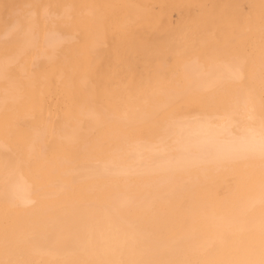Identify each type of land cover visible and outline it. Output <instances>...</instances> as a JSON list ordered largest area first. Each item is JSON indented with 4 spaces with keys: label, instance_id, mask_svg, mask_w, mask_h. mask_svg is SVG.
<instances>
[{
    "label": "bare ground",
    "instance_id": "obj_1",
    "mask_svg": "<svg viewBox=\"0 0 264 264\" xmlns=\"http://www.w3.org/2000/svg\"><path fill=\"white\" fill-rule=\"evenodd\" d=\"M13 1L0 0V264H264V22L249 20V52L204 46L183 16L158 47L167 11L188 17L190 0H119L117 27L144 40L140 77L109 104L108 4ZM186 96L208 107L177 110Z\"/></svg>",
    "mask_w": 264,
    "mask_h": 264
},
{
    "label": "rangeland",
    "instance_id": "obj_2",
    "mask_svg": "<svg viewBox=\"0 0 264 264\" xmlns=\"http://www.w3.org/2000/svg\"><path fill=\"white\" fill-rule=\"evenodd\" d=\"M17 1V0H16ZM20 0H18L17 2H15V0L12 2V3H14V4H16V3H20L19 2ZM26 1V0H25ZM109 1H111V2H109ZM109 1H107V0H104V3L106 2V4H108L107 5V8H105V6L103 7V8H105L104 9V12H106V13H108L107 11H111L112 13H108L107 15H104V17H105V20H106V22L104 21V23L105 24H107V25H105L104 24V30H103V34H104V41L106 42V44H105V51H103L102 53V55L101 56H103V57H101V59H103V60H107L106 61V63L108 62L109 63V65H106L105 66V69H103V72L106 74V76L108 75V74H110V75H108L107 77L108 78H105V75H101V76H104V78L103 77H101V79L100 80H98V79H96L95 77H93V78H95L96 80H97V84L98 85H103L104 87H99V88H97V92H98V96L100 97V99L101 100H103V96H104V101H106V102H108L109 104H112L113 102H115V103H117L118 102V100H116L115 98L117 97L118 99H119V95H121L120 93H122L125 89H127L128 87H129V85H130V87L132 86V85H135V83H133V82H131V83H129L128 84V82L129 81H131V79H132V81H133V78H139L140 77V74H139V72H140V68L137 70V67H139L140 65H138V64H140V62H141V58L139 59V57H137L138 59H139V63L137 64V66L135 65V60H133L134 58H135V54L134 53H136V50H137V46H138V49L140 48V45H137V43L138 42H136V41H138V40H140L139 42H141L142 40H144V39H142L141 40V37L139 38L137 35H136V32H135V30H131L129 27H128V30H126V33L128 34V35H126V33H125V35L122 33V32H125V31H121L120 30V27L122 26L121 25V22L119 21V19L121 18V15H119V14H121L120 13V2L122 1H119V0H115V1H112V0H109ZM117 1V2H116ZM119 1V2H118ZM137 1V2H136ZM136 1H134V2H136V4L134 3V4H132L133 6L134 5H139V3H141V5H142V3L144 2L143 0H141L139 3H138V1L139 0H136ZM171 1V0H170ZM174 1V2H173ZM176 1V2H175ZM177 1H178V4H180V0H172V3H174V4H176L177 3ZM185 1V2H184ZM188 1V0H187ZM201 1H203V2H201ZM229 1V2H228ZM231 1V2H230ZM234 1V2H233ZM263 1V0H262ZM114 2V3H113ZM182 3V6H183V4L184 3H186V0H182L181 1ZM189 2V1H188ZM194 2H196V3H194ZM240 2V3H239ZM258 2H260V3H258ZM116 3H118V5H119V9H116V8H118V5L116 6ZM129 3L131 4V3H133L132 1H130L129 0ZM190 4H191V9L192 10H194L193 12L196 14H194L193 12H192V14L189 16L188 14V17H190L192 20H193V22H192V20L190 19V18H188V17H186V15L184 16L183 14H180V15H178L177 16V14L178 13H180V12H177L176 13V10H174L173 11V9H172V11L173 12H171V11H167V14H168V12H170L169 13V22L171 21L173 24L175 23H179V21H180V19H182L181 17H179V16H183L184 18H183V20L182 21H180V25L182 26V24H183V28H185V29H187V26L185 25V24H187V25H189L190 24V29H191V27H193V24H195V26L194 27H196V23H198L197 24V26H198V28L196 27L195 29L196 30H198L199 29V27L202 29V33H204V34H202V33H200L199 34V36H198V33H197V35L193 32L194 31V28L192 29V32L190 33L189 32V34H190V36L191 35H193L192 37H188V38H195V35L196 36H198V39H199V37L201 38H203V40H205V41H202L201 40V42H203V44H204V46H206V45H209L210 43H216L217 45H219V44H222V45H220V46H222L224 49L223 50H225V49H228L229 47H228V41H229V44H231V46H233L234 45V42H235V46L234 47H237V45H238V47H237V49L236 48H234L235 50L234 51H238L240 48H239V46L241 47V52H242V50L244 49V52H249L250 50L252 51V49H253V39H255L256 37H257V35L255 36V34L256 33H254V31H256V28L255 29H253L252 28V26H254V27H256L255 25H253V24H257L258 23V21L260 22V21H262L261 22V24L264 22L263 21V19H264V16H262V11H263V13H264V10H259L260 9V7L259 8H257V6L258 5H256V4H262V3H264V1L263 2H261V0L259 1V0H190V2H189ZM198 3V4H197ZM201 3L202 4H205V5H201ZM228 3V4H227ZM232 3V4H231ZM105 4V5H106ZM113 4H115V8H114V5ZM187 5H188V3H186ZM192 4H194V5H192ZM200 4V5H199ZM196 5H198V6H196ZM239 5V6H238ZM108 6H109V8H108ZM199 6H202V7H200V9H201V12H199L200 10H199ZM213 6V7H212ZM218 8V11L216 10V8ZM113 7V8H112ZM197 7V8H196ZM205 7V9H206V11H205V13H204V10H203V8ZM212 7V8H211ZM238 7H240V8H238ZM255 7V8H254ZM172 8V7H171ZM188 9H189V7H187ZM211 8V9H210ZM222 8V9H221ZM254 8V9H253ZM261 8H264V5H262L261 6ZM196 9H198L197 11H196ZM213 9V10H212ZM214 9H215V11H217V12H215L214 11ZM221 9V10H220ZM237 9V10H236ZM192 10H190V11H192ZM202 10H203V12H202ZM209 10L211 11V12H209ZM219 10H220V12H219ZM234 10H235V12H234ZM239 10V11H238ZM253 10V11H252ZM260 12H259V11ZM214 11V12H213ZM242 11V12H241ZM210 13V15L212 16H210L209 15V13ZM231 12V13H230ZM239 12V13H238ZM244 12V13H243ZM256 12V13H255ZM226 13V14H225ZM238 13V14H237ZM257 13H259V16L257 15ZM260 13H261V15H260ZM104 14V13H103ZM116 14L118 15V16H116ZM190 14V13H189ZM199 14V15H198ZM225 14V15H224ZM171 15V16H170ZM214 15V16H213ZM220 15V16H219ZM227 15V16H226ZM231 15V16H230ZM233 15V16H232ZM240 15V16H239ZM252 17H251V16ZM107 16H109V17H107ZM113 16H116V17H113ZM192 16H193V18H192ZM237 16H239L238 18H237ZM245 16V17H244ZM254 16H256L259 20H257V19H255V23L254 22H252V21H254V18H256V17H254ZM104 17H103V20H104ZM172 17V18H171ZM175 17H177V18H175ZM199 17V18H198ZM221 17H223L222 19H221ZM231 17V18H230ZM259 17H261V19L259 18ZM168 18V17H167ZM180 18V19H179ZM201 18H202V20H201ZM228 18H230V19H228ZM242 18V19H241ZM249 18V19H248ZM117 19V20H116ZM175 19H176V22H175ZM185 19H186V21H185ZM198 19V20H197ZM217 19V20H216ZM233 19V20H232ZM241 19V20H240ZM245 19H246V21H245ZM112 20H113V22H112ZM121 20V19H120ZM128 20H129V17H128ZM131 20V19H130ZM205 20H206V22H205ZM224 20H225V22H224ZM232 20V21H231ZM243 20V21H242ZM253 23H251L250 21ZM257 20V21H256ZM111 21V22H110ZM190 21H191V23H190ZM195 21H196V23H195ZM200 21H201V23H200ZM220 21V22H219ZM242 21V22H241ZM116 22H117V24H116ZM171 22H170V24H171ZM185 22V23H184ZM204 22V23H203ZM250 22V23H249ZM113 23H114V25H113ZM201 25H200V24ZM207 23L209 24V26L210 27H208V25H207ZM232 23V24H231ZM242 23H244V25L245 24H249V26H250V30H248L247 31V29H249V27H246V25L245 26H239L240 24L242 25ZM111 24V25H110ZM120 24V25H119ZM191 24H192V26H191ZM215 24V25H214ZM251 24V25H250ZM179 25V24H178ZM180 25L179 26H177L178 28L177 29H179V27H180ZM223 25V26H222ZM117 26H120V27H117ZM165 26V25H164ZM166 26H168V25H166ZM174 26V27H173ZM184 26H186V27H184ZM239 26V27H238ZM172 27V28H171ZM212 27V28H211ZM243 27H246V28H244L243 29ZM108 28V29H107ZM171 28V29H170ZM174 28H176L175 27V25H170V27H162L161 28V32L160 33H158L157 34V31H156V34L158 35V37H157V35H155L156 37H157V45H158V47L160 46V43L161 42H164L163 41V37L165 36V39H166V37H168L167 36V31H168V29L171 31V36L173 35V32L174 31H172V30H176V29H174ZM239 28H240V30H239ZM241 28H242V32H241ZM252 28V29H251ZM118 29V30H117ZM127 29V28H126ZM131 31H130V30ZM165 29V30H164ZM209 29H210V31H209ZM214 30V31H212V30ZM219 29V32L217 31ZM227 29V30H226ZM123 30V29H122ZM179 30H181V28L179 29ZM178 30V31H179ZM200 30V29H199ZM252 30H253V33L252 34H249V33H251L252 32ZM120 31V32H119ZM128 31L130 32V33H128ZM133 31V32H132ZM169 31V32H170ZM188 30H186V32H187ZM189 31H191V30H189ZM228 31V32H227ZM239 31H240V33H239ZM248 32V34L250 35L249 36V38H248V35L246 36V35H241V38H240V34H245V33H247ZM135 32V33H134ZM176 32V34L178 33L177 32V30L175 31ZM206 32V33H205ZM213 32H214V34H213ZM222 32L224 33V34H222ZM120 33H122L123 35H121ZM133 33V34H132ZM193 33V34H192ZM209 33H211L210 35L212 36H210V38H211V40H210V38H209ZM230 33V34H229ZM239 33V34H238ZM130 34H131V36H130ZM188 34V33H187ZM195 34V35H194ZM205 34H206V36H205ZM236 34V35H235ZM132 35L133 36H137L139 39H137L136 37H132ZM151 35V34H150ZM150 35H148V36H150ZM154 35V34H153ZM153 35H151V36H153ZM178 35V34H177ZM201 35V36H200ZM228 35V36H227ZM232 35V36H231ZM239 35V36H238ZM126 36V37H125ZM154 36V37H155ZM163 36V37H162ZM170 36V35H169ZM189 36V35H188ZM243 36V37H242ZM128 37H130V40L132 41V42H136V43H134L133 45H132V43L130 44V42L131 41H129L127 38ZM161 37H162V41H161ZM176 37V35L174 36V38ZM217 37H219V38H217ZM226 37V38H225ZM230 37H232V38H230ZM236 37V38H235ZM246 37V38H245ZM126 38V39H125ZM172 38H173V36H172ZM173 38V39H174ZM176 38H180V37H176ZM188 38H187V40H188ZM204 38H206V39H204ZM217 38V39H216ZM221 38H224V39H221ZM235 38V39H234ZM252 38V39H251ZM160 39V40H159ZM189 39V40H190ZM193 39H191L193 42H195V40H197V38L195 39V40H193ZM215 39V40H214ZM231 39V40H230ZM119 40H121V41H119ZM129 41V44L130 45H127L126 43V41ZM148 42L150 41V39H146ZM170 40H171V37H170ZM187 40H185L186 42L185 43H187ZM190 40V41H191ZM221 42H220V41ZM237 42H236V41ZM251 40H252V42H251ZM125 41V42H124ZM168 41H169V39H168ZM191 41V42H192ZM199 41V40H198ZM197 41V42H198ZM206 41H207V44L205 45V43H206ZM216 41V42H215ZM225 41V42H224ZM227 41V42H226ZM231 41V42H230ZM247 41H248V43H247ZM250 41V42H249ZM255 41V40H254ZM171 42V41H170ZM173 42H174V40H173ZM189 42V41H188ZM227 43V44H226ZM239 43V44H238ZM251 43H252V45H251ZM138 44H140V43H138ZM188 44V43H187ZM197 44V43H196ZM223 44H226V47H225V45L223 46ZM233 44V45H232ZM212 46V45H211ZM249 46H251V47H249ZM122 47V48H121ZM206 47H209V46H206ZM131 48V49H130ZM243 48V49H242ZM250 48H252V49H250ZM116 49V50H115ZM134 49V50H133ZM168 49V48H167ZM246 49V50H245ZM108 50V51H107ZM115 50V51H114ZM117 50H119V55L117 56ZM134 52H133V51ZM194 50H196V49H194ZM139 51H140V49H139ZM139 53V52H138ZM138 53H136V54H138ZM114 54V55H113ZM250 54H251V52H250ZM124 55H126V56H128V58H126V57H124ZM139 55H140V53H139ZM105 56V57H104ZM137 56V55H136ZM251 56V55H250ZM137 58H135L136 60H137ZM123 59H125L126 60V62L127 63H125V69H124V67H123V65H120L121 63L119 62V61H121V60H123ZM127 59H132L131 60V62H129ZM124 60V61H125ZM124 61H123V63H124ZM115 62V63H114ZM116 62H117V64H116ZM133 62V63H132ZM138 62V61H137ZM110 63H112V64H110ZM129 63V64H128ZM115 64V65H114ZM126 64H128V65H126ZM134 65V66H132V65ZM114 66V67H112V66ZM129 65H130V67H129ZM128 68H127V67ZM132 66V67H131ZM109 67V68H108ZM111 67V68H110ZM108 69H110V70H108ZM112 69V70H111ZM127 69H129V71L131 70H133V71H135V72H132V73H135V75H138V76H135L134 74H131V72H129ZM109 71V72H108ZM129 73H128V72ZM137 71H139V72H137ZM107 72V73H106ZM112 74H111V73ZM115 72V73H114ZM117 72V73H116ZM124 72H127V75H125L126 73H124ZM137 72V73H136ZM103 73V74H104ZM117 75H119V77L117 76ZM115 76H116V79H115ZM121 76V77H120ZM124 76H128V78H129V80L127 81V79L128 78H124ZM132 76H134L133 78H132ZM114 77V78H113ZM98 78V77H97ZM102 78L104 79L103 81H102ZM117 78H118V81H119V79H120V83H118V81H116L117 80ZM107 79V80H106ZM115 79V80H114ZM126 79V80H125ZM95 80V81H96ZM137 81V79H134V81ZM100 83H99V82ZM105 81V83H103ZM124 82V83H123ZM126 83H127V85H126ZM133 83V84H132ZM108 84V85H107ZM126 85V87H125V85ZM116 85V86H115ZM107 86H109V88H107ZM113 86V87H112ZM121 87H123L124 88V90L123 89H121ZM129 87V88H130ZM96 88V87H95ZM115 90H114V89ZM118 88V89H117ZM132 88V87H131ZM133 88H134V86H133ZM107 90V91H105V90ZM110 89V90H109ZM99 90V91H98ZM109 90V91H108ZM112 90V91H111ZM128 90V89H127ZM50 91H53V92H56L57 94H59L60 95V93H59V91H57L56 89L55 90H50ZM105 91V92H104ZM111 91V92H110ZM119 91H121V92H119ZM125 92V91H124ZM101 93H105L104 95L103 94H101ZM112 93V95H110ZM118 93V94H117ZM108 94V95H107ZM117 96H116V95ZM64 96V95H63ZM106 96V97H105ZM107 96H108V98H107ZM111 96V97H110ZM102 97V98H101ZM115 97V98H114ZM111 98V99H110ZM63 100H64V98H62ZM31 101L27 104V107H28V105L29 106H31L32 108H34V112L36 111V110H38V108L39 107H41L40 106V104H39V99L38 98H31L30 99ZM108 100V101H107ZM38 103H37V102ZM45 101H46V107H44V112L43 113H45V115H52L53 113H55L54 112V108H55V106L54 105H56L57 104V98L55 97V96H46L45 97ZM110 101H112L111 103H110ZM41 103V102H40ZM205 104V102H203L202 100H200V99H198L197 97H195V96H186L185 98H183L182 100H180V102H179V104H177L176 105V107H177V110H178V108L180 107V109H181V107L183 108V109H186L189 113H193V111L194 112H200V111H202L203 109H206V105H207V103H206V105H204ZM42 105V104H41ZM65 107H68V105L67 106H65ZM207 107H208V105H207ZM48 108H51V109H54L53 111L51 110V111H49V109ZM180 109H179V111H180ZM26 112H28L29 114H31V111H29L28 110V108L26 109ZM41 111L39 110V113H40ZM27 113V114H28ZM38 113V112H37ZM61 113V112H60ZM64 113V112H63ZM66 113H69V111H67ZM58 114V113H57ZM146 130H143V132H145Z\"/></svg>",
    "mask_w": 264,
    "mask_h": 264
},
{
    "label": "snow or ice",
    "instance_id": "obj_3",
    "mask_svg": "<svg viewBox=\"0 0 264 264\" xmlns=\"http://www.w3.org/2000/svg\"><path fill=\"white\" fill-rule=\"evenodd\" d=\"M260 151H261V155L264 156V135L261 136Z\"/></svg>",
    "mask_w": 264,
    "mask_h": 264
}]
</instances>
